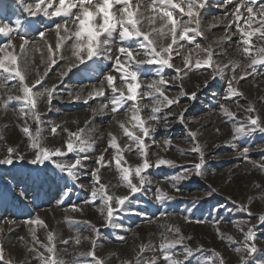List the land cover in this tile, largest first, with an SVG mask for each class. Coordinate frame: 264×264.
Instances as JSON below:
<instances>
[{
  "label": "snow or ice",
  "instance_id": "obj_1",
  "mask_svg": "<svg viewBox=\"0 0 264 264\" xmlns=\"http://www.w3.org/2000/svg\"><path fill=\"white\" fill-rule=\"evenodd\" d=\"M19 2L25 4V0ZM228 5H233L230 12L212 17L205 25L202 10L209 6V0H34L23 8L29 16L41 20L62 18V22L56 23L54 29L37 30L48 53L47 61L41 56V64L46 65L42 75L38 68H32L33 53L41 51L36 42L21 34L20 27L0 23V37L6 38L0 44V111L4 114L9 111L18 114L17 120L21 121L18 127L26 137L27 147L31 150V158L28 159L18 146H6L5 154L0 156V166H13L17 162L36 166L28 171L23 180L18 181L17 187L20 190L14 193L16 199L23 203L33 194V189L42 187L48 180L56 179L65 181L62 195L64 199H68L72 189L68 187L67 181L70 179L75 185L82 175H88L94 182L85 204L95 205L103 217L99 226L90 221L71 217L67 219L66 222L70 224H86L92 233L91 236H82L80 230L75 229L74 236L60 239V243L65 245L73 243L80 246L83 242L90 244L88 250L71 254V259L65 258L57 249L56 241L60 234L54 229H49L48 224L38 214L30 215L27 220L19 222L28 226L32 239L28 251L39 264H108L107 260L97 256L96 252L97 241L102 236L101 228L122 227L115 223L116 212L118 209L123 210L135 194L144 191L146 184L152 183L150 176L146 174L150 169L176 166L175 161L163 158L158 153L154 154L155 159L150 158V148L156 145L167 151L173 146L171 139H165L161 143L155 139V134L162 120L164 127H168L169 118L174 115L171 108L173 105H179L181 97L190 95L191 99H196V92L189 93L183 87V80L187 78L189 72L204 67L210 68L212 72L209 79L220 78L226 81L225 100L244 96V93L234 86V82L238 84L248 77H254L264 66V0H221L217 7L227 8ZM16 23L20 25V21ZM221 25L225 28L224 35L217 38L214 43L230 42L233 36H239L236 51L241 59H229L226 63L218 61L214 57L227 56V50L221 48L217 51L212 44L202 46L198 41V38L206 40V31L210 32ZM48 31H54L56 37L54 44L46 39ZM16 39H19V45L15 43ZM69 41L71 43H68ZM114 45L116 47L113 49ZM65 50L70 54L65 55ZM201 53L204 54L203 57ZM97 58L112 62L110 70L104 75L99 86H93L86 97L82 96L83 89L77 91L74 96L72 93L69 95L76 101L83 98V102L88 103L89 100L105 97L107 93L109 96L107 103L92 109L93 118L98 112L107 111L115 120L120 110L128 105L125 109L126 119L116 121L121 130V138H127V143L121 145L117 135L109 131L107 147L98 154L89 155L90 152L95 153L97 130L88 128L87 125L91 121L86 120L85 127H78L75 131L67 128L66 123L65 125L51 123L47 128L49 134L55 138L63 133L66 134V138L61 146L48 145V137L43 135L47 122L42 119L40 105L46 104L47 110L52 111V101L56 98L63 79L73 69L81 65L87 66L89 61L95 62ZM177 58L181 61L179 66L175 62ZM60 61L65 63L57 74L58 82L46 86L48 73ZM149 66L156 67L157 78L142 80L141 77L150 71ZM165 68L173 69L176 74L173 79L164 77ZM32 71L36 72V78L29 81L28 77ZM12 81L17 83L10 86ZM208 83L209 80L206 79L203 86L207 87ZM170 85H178L176 96L167 94L166 89ZM146 98L151 102H144ZM14 103L17 107L11 108ZM220 108L228 121L232 122V136L229 142L231 147L237 149L244 159H250V148H241L238 142L241 138L252 136L256 132L264 133V117H261L251 103L244 109L243 117L238 116L237 112L231 111L224 104H221ZM145 110H148L147 115L144 114ZM187 111L188 109L184 108L176 114L181 123H184V113ZM216 131L219 132L220 129ZM188 132L193 142L188 151L198 154V162L184 167L182 174L172 178V187L177 191L180 189L176 181L190 179L192 176L203 178L205 173L204 146L199 142L196 131L189 129ZM100 139H103V136ZM109 148L113 150L110 155ZM259 150L264 152V147ZM125 152L135 153L139 162L135 165L129 164ZM112 166L118 173V182L116 184L102 182V169ZM256 166L264 171V162ZM80 186L83 187L82 184ZM121 186L127 191L124 194H117L115 190ZM215 191L216 189L212 188L206 195L210 197ZM156 199L164 202L174 197L158 188ZM71 210L83 212V208L78 205H72ZM239 211L247 213L248 216H255L257 221L255 224L247 222L246 230L244 226H239V231L243 233V239L240 241L232 235L225 236L218 222L214 223H217L216 231L222 240L226 239L229 243L240 245L234 249L241 254L240 264H251V258L258 250L255 243L257 228L264 226V214L257 215L252 212L250 206L243 204L239 206ZM186 222H191L190 218H186ZM7 223L15 225L18 221L9 220ZM38 227L46 230L47 243L37 236ZM162 227L164 232L160 234V243L141 244L139 253L134 258L135 264H160L161 259L164 264H190V258L197 252H203L202 245L193 249L184 243L191 237H185L179 227L172 225ZM3 231V228H0V236ZM168 232L173 233L175 238L167 236ZM24 239L20 237L21 241ZM178 246L182 248V253L175 251ZM152 248L158 249L160 255L144 257L145 250ZM181 255L183 259L179 258ZM217 262L226 264L220 253L198 259L196 264ZM0 264H14L11 257L5 259L2 239ZM24 264L31 262L25 260ZM121 264H133V261L126 260ZM260 264H264V261Z\"/></svg>",
  "mask_w": 264,
  "mask_h": 264
},
{
  "label": "rangeland",
  "instance_id": "obj_2",
  "mask_svg": "<svg viewBox=\"0 0 264 264\" xmlns=\"http://www.w3.org/2000/svg\"><path fill=\"white\" fill-rule=\"evenodd\" d=\"M33 2L34 0H25V4L22 5L19 0H0V23H9L13 27H20L21 34L27 35L30 40L36 42L41 51L33 53L32 68H38L42 75L46 65L41 64V56L47 61L48 53L37 30L54 29L56 23L62 22V18L57 17L54 20L43 18L41 20L29 16L23 8ZM220 2L221 0H209V6L202 10L205 25L212 17L223 16L231 11L233 5H228L227 8L217 7ZM17 21H20V25H17ZM234 29L235 26H233ZM224 32L225 28L221 25L210 32L206 31V40L198 38V41L202 46L212 44L217 51L221 48L226 49L227 56L216 55L214 57L218 61L226 63L229 59H241L236 51L239 36H233L230 42L214 43L217 38L224 35ZM46 39L54 44L56 39L54 31H48ZM5 40L6 38L0 37V44ZM15 43L19 45V39H16ZM65 47L67 48V45ZM115 47L116 45L113 46V49ZM64 54L69 55L70 53L65 50ZM203 56L204 54L201 53V57ZM175 62L178 66L181 64L179 58ZM64 63V61H60L48 73L45 80L46 86L58 82L57 74ZM111 65V61L97 58L95 62L89 61L87 66L81 65L79 68L73 69L59 86L58 94L52 101L53 110L48 111L46 104L40 105V111L43 113L42 119L47 122L44 125L43 135L48 137V145L61 146L66 138V134L63 133L53 138L47 131L51 123L60 125L66 123L67 128L75 131L78 127H85L86 120L91 121L87 125L88 128L97 130L95 153L90 152L89 155L98 154L107 147L109 131L117 135L121 145L127 143V138H121V130L116 121L126 119L125 109L128 105L120 110L115 120L107 111L98 112L93 118L92 109L98 108L102 103H107L109 98L107 93L105 97L89 100L88 103H84L83 98L76 101L69 95L72 93L74 96L77 91L83 89L82 96L86 97L93 86H99ZM149 67L150 71L141 77L142 80L157 78L156 67ZM211 72L212 69L207 67L189 72L187 78L183 80V87L189 93L196 92V99H191L190 95L181 97L179 105H173L171 108L174 115L169 118L168 127H164L162 120L157 128L155 139L161 143L165 139H171L173 146L165 151L163 147L152 145L150 158L155 159L154 154L158 153L163 158L175 161L176 166L150 169L146 174L150 176L152 183L146 184L144 191L135 194L123 210L118 209L116 212L115 223L122 227L101 228L102 236L97 241L96 252L97 256L107 260L108 264H121L126 260H131L135 264L134 258L139 253L141 244L151 242L152 245H158L160 243V234L164 232L162 225L179 227L185 237H191L190 240L184 241L191 248L196 249L198 246H203V252H197L194 257L190 258V264H196L198 259L212 257L215 253L222 254L226 264H240L241 254L234 251L240 245L229 243L226 239L222 240L217 234V223L214 221L218 222V226L225 236L232 235L240 241L243 239V233L239 231V226H244L246 230L247 222L255 224L257 221L255 216H248L247 213L239 211V206L242 204L250 206L253 213L264 214V171L259 170L256 166L258 163L264 162V152L259 150L264 147V133L256 132L252 136L241 138L238 142L239 146L250 148V159H244L239 155L238 150L232 148L229 143L232 136V122L228 121V118L222 113L220 105H226L231 111L237 112L238 116L243 117L244 109L251 103L261 117H264V66L254 77H248L247 80L240 81L238 84L234 82V86L238 87L244 96H237L231 100H225L226 81L220 78L209 79ZM163 75L166 79L171 80L176 74L173 69L165 68ZM35 78L36 72L32 71L28 79L31 81ZM206 79L209 80V83L207 87H204ZM16 83L17 81L10 82V86ZM178 90V85H170L166 92L169 96H176ZM14 91L16 90L14 89ZM144 102L150 103L151 101L146 98ZM10 107L16 108L17 105L14 103ZM184 108H187L188 111L184 113V123H181L176 114H179ZM166 111L168 110L166 109ZM147 113L148 110H145L144 114L147 115ZM17 115L13 111H9L7 114L0 111V156L5 154L6 146H18L30 159L31 150L27 147L26 137L18 127L21 121L17 120ZM74 121L79 123H74ZM33 128H35L34 124ZM189 129L198 133V140L204 146L205 173L203 178L192 176L190 179L176 181L175 183L180 189L177 191L172 187V178L182 174L184 167L198 162V154L188 151L193 145ZM217 129L220 131L217 132ZM101 136L103 139H100ZM112 151L109 148L108 154L110 155ZM125 157L131 165L139 162L135 153L125 152ZM89 165L92 167L91 162ZM35 167L23 162H17L13 166H0V228L4 230L0 239L3 240L5 259L11 257L14 264H24L25 260L30 261L31 264H39L28 251L32 245L28 226L19 223L27 220L30 215L38 214L48 224L49 229H54L60 234V238L56 241L57 249L67 259H71V254L88 250L90 244L83 242L80 246L73 243L65 245L60 243V239L74 236L75 229H79L82 236L92 235L86 224H70L66 222L67 219L71 217L76 220L90 221L98 226L103 219L95 205L85 204V201L89 199V189L94 182L88 175H82L80 181L75 185L70 179L67 181L68 187L72 189L68 199H64L62 195L65 181L56 179L48 180L42 187L33 189V194L27 201L21 203L20 200H17L14 193H18L20 190L17 187L18 181L23 180L28 171ZM101 175L102 182H111V184L118 182V173L114 166L102 169ZM81 184L83 187L80 186ZM158 188L168 192L174 199L164 202L157 200ZM212 188L216 191L209 197L206 194ZM115 191L117 194H124L127 190L121 186ZM72 205L82 207L83 212L72 211ZM186 218H190L191 222H186ZM9 220H16L18 223L10 225L7 223ZM196 221L205 222L197 223ZM166 235L175 238L171 232ZM37 236L41 241L47 243L45 229L38 227ZM20 237L25 239L21 241ZM255 243L258 250L251 258V264H260L261 261H264V226H258ZM175 251L182 253V248L178 246ZM143 255L151 257L152 255L159 256L160 253L158 249L152 248L151 250L146 249ZM179 258L183 259V256L181 255ZM160 264H164L162 259Z\"/></svg>",
  "mask_w": 264,
  "mask_h": 264
}]
</instances>
